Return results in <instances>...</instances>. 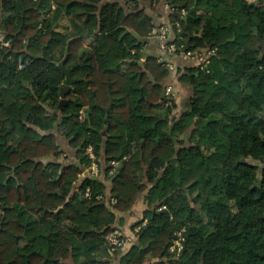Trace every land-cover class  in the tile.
I'll list each match as a JSON object with an SVG mask.
<instances>
[{
  "label": "trees",
  "instance_id": "trees-1",
  "mask_svg": "<svg viewBox=\"0 0 264 264\" xmlns=\"http://www.w3.org/2000/svg\"><path fill=\"white\" fill-rule=\"evenodd\" d=\"M162 1L0 0V264H264V0H198L205 13L188 22L197 1L167 0L180 53L189 40L216 50L208 69L180 73L193 94L180 116L164 96L171 70L132 33L150 36L140 4ZM90 6L91 38L79 21ZM63 62L79 82L60 109ZM111 99L107 126L94 107ZM56 112L82 146L81 165L60 174L39 161L59 152L55 138L34 129L53 130ZM89 147L97 161L105 148L112 183L80 179ZM142 194L137 241L119 254L107 236Z\"/></svg>",
  "mask_w": 264,
  "mask_h": 264
},
{
  "label": "crops",
  "instance_id": "crops-1",
  "mask_svg": "<svg viewBox=\"0 0 264 264\" xmlns=\"http://www.w3.org/2000/svg\"><path fill=\"white\" fill-rule=\"evenodd\" d=\"M112 1H117L121 4H123L126 0H112ZM197 1V6H198V0ZM104 3L108 2V0H103ZM195 5V6H196ZM194 6V7H195ZM140 9L144 10L148 16L151 18L152 25L154 26L153 31L149 34V37H141L137 32L133 31V36L134 34L137 35V38H148L149 42L145 43L147 44L144 53L146 56L149 57H159L161 55L160 53V48H159V40H158V33L159 30L164 27V26H170L172 27V24L170 22V7L167 4V0L162 1L161 3L157 4H151V3H141L140 4ZM97 9L94 8L93 6H90L87 8V15L79 18V21H81L83 24H85L86 28L88 29L90 33V38L99 30V23H98V13ZM190 12V11H189ZM188 12V13H189ZM186 13L183 15V18L187 16ZM205 11L203 8H198V10L193 14L194 18H196L197 15L204 14ZM193 18V19H194ZM191 20V19H189ZM188 22V21H187ZM66 24V22H64ZM2 31L0 30V43H2L4 46L7 42H5V36ZM201 34V33H200ZM144 44V43H143ZM144 61V60H143ZM171 63L173 65V70L171 71V76L167 80L165 86L166 88L168 86H172L174 89V100L176 103V110L175 114L177 116H180L186 108H188L189 102L192 98V92L191 89L189 90V86L182 84L179 81L180 78V73L188 67H197V63L194 59L186 58L183 55H178L174 58H172ZM75 67H73L74 69ZM72 69V70H73ZM165 88V90H166ZM186 93H189L188 96H186ZM165 96V94H164ZM166 98V96H165ZM112 104V105H111ZM111 104L108 107H103L101 105L95 104V109L97 113V118L99 120L105 121V125H109L107 123V114H109L113 108L114 100L111 99ZM111 107V108H110ZM110 109V110H109ZM48 112L51 113V109H48ZM55 114L58 115V121L55 123V126L53 130L51 131H41L39 129L34 128L40 135L42 136H50L53 135L55 138V146L57 149H59V152L50 154L49 156H45V158L39 159V161L46 167H51V170L53 171V168L58 169V173L60 174L65 168H68L70 166H80L81 165V160L79 159V151L82 149L81 147L74 146L72 144L73 142V137H68L63 133L62 126V113L61 112H56ZM86 111H83L82 118H85ZM106 126V127H107ZM101 135L105 137V143L107 140V133L108 129H103L100 131ZM188 138V137H187ZM105 147V145H104ZM87 155L93 160V163L90 167L85 168L80 175V179H84L86 177H95L98 178L102 182L106 183H112L114 178L111 181H107L105 177V163H106V156H105V148L101 154V156L98 158V161L96 160V156L93 153V157L90 155V153L87 150ZM111 165V164H110ZM118 166L115 168L114 172L110 171V174L113 175L116 170L118 169ZM95 168V170H94ZM9 178L7 179V181ZM6 181V183H7ZM79 183H77V186ZM109 193H110V187H109ZM145 195L142 194L137 201L135 202L134 206L129 210L128 212H122V213H117L116 215V221H115V226L119 230V233L124 236L128 237L132 240V242L137 241L135 238V232L139 230L140 224L144 221V215L145 212L148 209V205L145 201ZM114 200V199H113ZM112 200V202H113ZM116 204V200H114V203ZM26 243V241L22 242V246ZM127 252V249L124 250H119V254H124ZM100 259H105L107 257H101L99 256ZM113 264H116V261H118V258L113 257L112 259ZM158 260L157 259H150L146 262V264H157ZM69 264H75L74 261H69Z\"/></svg>",
  "mask_w": 264,
  "mask_h": 264
},
{
  "label": "built area",
  "instance_id": "built-area-1",
  "mask_svg": "<svg viewBox=\"0 0 264 264\" xmlns=\"http://www.w3.org/2000/svg\"><path fill=\"white\" fill-rule=\"evenodd\" d=\"M186 13L184 12V15ZM178 29L180 31V25L177 24ZM158 40H159V48L161 55L158 57L160 62H165L168 66V68L172 71L173 65L171 63V59L178 56L183 55L186 58L194 59L202 70L208 69V66L211 63L212 57L215 56L216 50L215 49H208L201 52H194V51H186L185 49L180 53V47H179V41H181V38L178 39L174 32L173 28L170 26H164L159 30L158 33ZM5 45H9V43H6ZM165 96L168 100H174V92L173 87L168 86L165 90ZM171 103H169L170 105ZM88 152L93 157L92 148H88ZM111 166L113 167L112 171L114 172L115 168L118 166L119 163L117 162H110ZM95 170V168H94ZM87 197H90V190L87 191ZM114 203V200H113ZM166 207L161 208L160 210H164ZM1 213V211H0ZM179 238L174 242V245L171 247V253H176L179 255L182 251L183 247V241L184 238L182 237V232H178ZM107 241L110 245L114 247H118L121 249H128L132 245V241L128 237L122 236L118 232L111 233L107 236Z\"/></svg>",
  "mask_w": 264,
  "mask_h": 264
},
{
  "label": "water",
  "instance_id": "water-1",
  "mask_svg": "<svg viewBox=\"0 0 264 264\" xmlns=\"http://www.w3.org/2000/svg\"><path fill=\"white\" fill-rule=\"evenodd\" d=\"M198 8L199 7L197 5L195 7H193L190 10V12L187 14V16H185L183 18V20L187 22V21H189V19H193L194 18L193 14L198 10ZM134 36L137 37L136 34H134ZM139 42L140 43H147V42H149V39L148 38H139ZM189 48H190V40L188 41V43L186 45L185 52L188 51ZM64 63L65 62H63V63L60 64V67L63 69V71H64V73L66 75V81L64 83V86L61 88V102H60V105H59V108L60 109L63 108L64 105H66V103H67L66 96L70 92L71 88L77 82H79L78 80L73 79L72 76H71V71H72L73 68L72 69H65L64 68Z\"/></svg>",
  "mask_w": 264,
  "mask_h": 264
},
{
  "label": "rangeland",
  "instance_id": "rangeland-1",
  "mask_svg": "<svg viewBox=\"0 0 264 264\" xmlns=\"http://www.w3.org/2000/svg\"><path fill=\"white\" fill-rule=\"evenodd\" d=\"M249 2L250 3H257L258 2V0H249ZM191 88L189 87V90H190ZM173 92H174V89H173ZM191 92H192V89H191ZM189 95V93H186V96H188ZM191 95H193V94H191ZM190 105H191V100H190V102H189V105H188V107H190Z\"/></svg>",
  "mask_w": 264,
  "mask_h": 264
},
{
  "label": "flooded vegetation",
  "instance_id": "flooded-vegetation-1",
  "mask_svg": "<svg viewBox=\"0 0 264 264\" xmlns=\"http://www.w3.org/2000/svg\"><path fill=\"white\" fill-rule=\"evenodd\" d=\"M261 50H262V54L264 55V48H262Z\"/></svg>",
  "mask_w": 264,
  "mask_h": 264
}]
</instances>
